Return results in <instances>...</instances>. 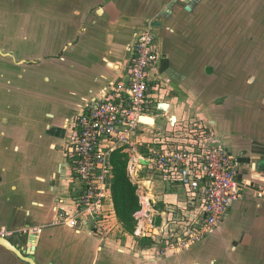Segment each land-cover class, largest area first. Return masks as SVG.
<instances>
[{"label": "crops", "instance_id": "1", "mask_svg": "<svg viewBox=\"0 0 264 264\" xmlns=\"http://www.w3.org/2000/svg\"><path fill=\"white\" fill-rule=\"evenodd\" d=\"M183 1L40 0L37 13L12 11L0 23V51L10 53L0 54V231L13 232L23 249L33 243L37 264H264V196L255 195L264 191V52L255 56L264 46V0ZM150 21L164 54L159 70L169 77L167 117L210 122L249 186L209 234L176 247L156 244L151 233L150 246L132 250L107 232L58 224L52 207L68 201L69 184L49 183L66 162L54 148L63 146L56 136L64 120L107 82H123L127 44ZM239 72L255 92L240 91ZM159 186L151 184L140 219L138 201L134 238L143 239L156 216L160 229L164 221L171 227L183 189L156 194ZM110 218L118 219L115 209ZM0 264L28 263L0 245Z\"/></svg>", "mask_w": 264, "mask_h": 264}, {"label": "built area", "instance_id": "2", "mask_svg": "<svg viewBox=\"0 0 264 264\" xmlns=\"http://www.w3.org/2000/svg\"><path fill=\"white\" fill-rule=\"evenodd\" d=\"M126 50L123 82H107L97 94L84 98L79 112L66 122L69 198L55 207L58 224L96 232L114 215L111 157L120 151L127 157L126 173L141 205L138 219L147 212L144 199L156 176L161 184L183 189L180 234L164 223L156 240L175 246L169 240L177 235L176 247L185 246L215 230L249 185L239 178L237 158L210 122L195 116L172 122L171 116L168 125H177L173 132L156 131L153 111L166 114L159 105L168 81L158 71L163 53L151 21L134 32ZM143 127L148 133L132 138L134 130ZM255 195L263 197V189H255Z\"/></svg>", "mask_w": 264, "mask_h": 264}, {"label": "rangeland", "instance_id": "3", "mask_svg": "<svg viewBox=\"0 0 264 264\" xmlns=\"http://www.w3.org/2000/svg\"><path fill=\"white\" fill-rule=\"evenodd\" d=\"M185 2H187V0H184ZM183 1V2H184ZM40 3V0H0V23L4 24L6 22H9V20H12V11H15L17 14H22L23 11L28 12L29 10H34L36 13L38 12V5ZM34 8V9H32ZM200 15V13H199ZM156 23V22H155ZM197 29V28H196ZM199 28L198 31L195 30L196 34H199ZM6 33H0V35H4ZM222 42V41H221ZM242 42H240L239 46L235 48L234 46V50L236 51V54L240 55L243 52L244 47L242 46ZM225 44V42L220 43V45L223 47V45ZM255 56H257L259 53L264 52V46L260 47L258 49H255ZM8 52V51H6ZM256 59V57H254ZM261 59V58H260ZM263 59V58H262ZM259 59H256V62H258ZM240 73V79H239V83L238 85H240V91H244L247 87H249L246 83H245V79H243V72H239ZM246 77V75H244ZM260 84L263 86L264 82L261 81ZM168 88V87H166ZM164 90V96H163V100L164 102L167 101V97H168V89ZM249 89H251L252 92H255V86H250ZM155 113V128L156 131L161 132H165V133H171L173 132V130L176 128V126L174 127H170L168 125V119H167V115L166 114H162L161 111L154 109L153 111ZM171 118V116H169ZM147 132V128L143 127L141 128H137L134 130L133 134H132V138H140V137H144V135H146ZM141 151H143L145 153V150L140 148ZM140 175L146 176L144 172H141ZM154 179H156V186H159L161 184V182L158 180L159 178L156 176ZM163 185V186H162ZM169 190L167 184L162 183L161 186L156 187L155 188V193L157 194L158 192H161L163 194L166 193ZM113 193V192H112ZM113 197V194H112ZM167 204H162L160 206H158V209H162V210H167ZM111 211H112V207L109 206L108 207ZM117 209V208H116ZM117 213V212H116ZM133 211L132 212H128L127 215L128 218H126V220H121L117 214L116 217H118V219H109L107 222H104L105 225L101 228L100 231L102 232H107L108 235H110V239L112 241H116L117 243L119 241H122L124 244V242L126 244L129 243V247H131L132 250L135 249H140V247H148L151 245L150 239H151V233L153 234H160V222L158 220L159 216H156L155 221L153 222V227H149L150 230H147L146 233H148L145 237H143V239H140V237L138 238H134L133 236L135 235V227L137 226L136 224V220L133 217ZM181 217V212L179 210V208L177 209L176 212V216L175 217H171V215L168 216V219H170V221H168V223L170 224L171 228L173 229L174 233H178L181 231V226H184V224L179 223V221H181L180 219ZM176 219H178V221H176ZM180 219V220H179ZM225 220V219H224ZM117 225H119V229L117 228ZM139 228H137L138 231ZM177 235H174L170 238V242H173V244L175 246H178V244H176V241H173L176 239ZM133 237V238H132ZM162 241L161 240H156V244L160 243Z\"/></svg>", "mask_w": 264, "mask_h": 264}, {"label": "trees", "instance_id": "4", "mask_svg": "<svg viewBox=\"0 0 264 264\" xmlns=\"http://www.w3.org/2000/svg\"><path fill=\"white\" fill-rule=\"evenodd\" d=\"M114 165L112 183L114 209L121 220H126L128 212L136 211L140 206L135 194V186L126 173L127 157L120 151H115L111 157ZM117 208V209H116Z\"/></svg>", "mask_w": 264, "mask_h": 264}, {"label": "flooded vegetation", "instance_id": "5", "mask_svg": "<svg viewBox=\"0 0 264 264\" xmlns=\"http://www.w3.org/2000/svg\"><path fill=\"white\" fill-rule=\"evenodd\" d=\"M152 22V21H151ZM152 24H153V27H154V29L156 28V24H154V22H152ZM155 32H156V30H155ZM156 34H157V32H156ZM158 42H159V38H158ZM159 46H160V43H159ZM160 48H161V46H160ZM162 50V49H161ZM127 52V51H126ZM2 53H4L5 55L6 54H8L7 52H3L2 51ZM162 53H163V51H162ZM1 54V53H0ZM8 56V55H7ZM164 56V54L162 55V57ZM161 61V60H160ZM160 63V62H159ZM158 71H159V73L162 75V77L164 78V79H166L167 81H169L168 79H169V77L166 75V74H164V72H161L160 70H159V66H158ZM168 87V86H167ZM167 89V88H166ZM73 116V115H72ZM72 116H70V117H67L65 120H64V124L62 125V128H61V132H60V134H58L56 137H58V139L59 140H64L65 139V134H66V132H67V126H66V122H67V120L68 119H70ZM57 131H60V130H57ZM57 147H59V149H57L56 148V145H55V150L57 151V152H62V150H63V148H62V145L61 144H57ZM65 170H66V166L64 165V162H61L57 167H56V169H55V172H54V174H52L51 175V182L49 183V185L53 188V186H54V184H55V182H56V180L57 179H63L64 180V178H65ZM62 203H64V200H61V201H58L57 203H56V205H54L53 207H52V211H54L55 212V207L56 206H60ZM76 232H81V231H83V230H85V228L84 229H76V228H73ZM98 231H100V230H98ZM98 231H92V232H90L89 230L87 231V232H89V233H94V234H97L98 233ZM12 234H13V232H9V231H0V237H5L6 239H8L12 244H14L13 242H12ZM14 245H16V244H14ZM16 246H18V245H16ZM18 247H21V246H18ZM12 252V251H11ZM14 253V252H13ZM17 256V255H16Z\"/></svg>", "mask_w": 264, "mask_h": 264}, {"label": "water", "instance_id": "6", "mask_svg": "<svg viewBox=\"0 0 264 264\" xmlns=\"http://www.w3.org/2000/svg\"><path fill=\"white\" fill-rule=\"evenodd\" d=\"M186 9L189 10L190 7L186 6ZM0 53L4 54L1 51H0ZM8 54H10V53H8ZM62 148H63V146H62ZM260 163L261 162H258V161L254 162L255 167H257ZM64 165L66 166L65 163H64ZM0 245L7 248L8 250L14 252V254H16L19 258H21L22 260H24L28 264H37L33 258V251L35 249V246H33V243H30L27 249H23L22 247H18L16 245L12 244L5 237H0Z\"/></svg>", "mask_w": 264, "mask_h": 264}, {"label": "bare ground", "instance_id": "7", "mask_svg": "<svg viewBox=\"0 0 264 264\" xmlns=\"http://www.w3.org/2000/svg\"><path fill=\"white\" fill-rule=\"evenodd\" d=\"M159 107L161 108V109H163L164 111H167V107H168V105H167V103H160V105H159ZM174 119L176 120V117H174L173 115H172V122L174 121ZM144 121L145 122H148L149 124H152L153 123V119H151V118H146V119H144ZM145 184H147V182H145ZM150 196H152V193H150V192H148L147 193V196L145 197V199H144V208L146 209L147 208V200H149V198H150ZM163 223H165V221L163 222ZM142 222H140V225H139V229H138V232L139 233H141V228H142Z\"/></svg>", "mask_w": 264, "mask_h": 264}]
</instances>
